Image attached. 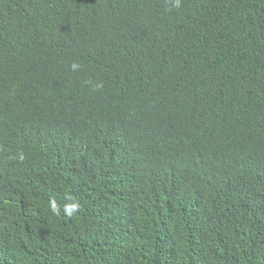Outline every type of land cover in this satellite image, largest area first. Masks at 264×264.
<instances>
[{
    "label": "trees",
    "instance_id": "16d2710c",
    "mask_svg": "<svg viewBox=\"0 0 264 264\" xmlns=\"http://www.w3.org/2000/svg\"><path fill=\"white\" fill-rule=\"evenodd\" d=\"M174 5L0 0V264H264V0Z\"/></svg>",
    "mask_w": 264,
    "mask_h": 264
},
{
    "label": "clouds",
    "instance_id": "9594fccd",
    "mask_svg": "<svg viewBox=\"0 0 264 264\" xmlns=\"http://www.w3.org/2000/svg\"><path fill=\"white\" fill-rule=\"evenodd\" d=\"M181 5V0H175V7L179 8ZM74 68L78 67L77 65H73ZM77 205L72 204L68 206L69 214H71L72 211H75L77 209ZM53 210L55 211V205H53Z\"/></svg>",
    "mask_w": 264,
    "mask_h": 264
}]
</instances>
